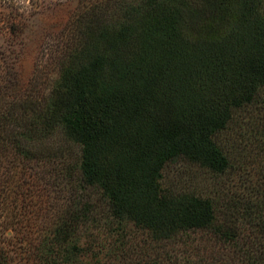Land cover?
<instances>
[{
    "label": "trees",
    "instance_id": "trees-1",
    "mask_svg": "<svg viewBox=\"0 0 264 264\" xmlns=\"http://www.w3.org/2000/svg\"><path fill=\"white\" fill-rule=\"evenodd\" d=\"M56 40L47 92L0 56V264H132L129 224L156 242L213 226L162 170L228 167L216 136L264 101V0H78Z\"/></svg>",
    "mask_w": 264,
    "mask_h": 264
},
{
    "label": "rangeland",
    "instance_id": "rangeland-1",
    "mask_svg": "<svg viewBox=\"0 0 264 264\" xmlns=\"http://www.w3.org/2000/svg\"><path fill=\"white\" fill-rule=\"evenodd\" d=\"M77 2L0 0V56L6 60L7 69L13 66L21 84L35 77L37 87L47 92L57 76L49 55ZM7 20L19 23L17 35L9 33ZM216 141L228 158L224 171L213 172L177 158L166 163L161 178L165 194L187 193L210 199L216 213L213 226L189 230L172 241L156 242L147 231L129 224L125 239L135 248L128 253L129 262L264 264V101L237 112ZM52 142L70 147L67 158L71 162L78 159V146L69 145L61 134H56ZM84 241H78L81 247ZM92 263L89 256L81 257L80 264Z\"/></svg>",
    "mask_w": 264,
    "mask_h": 264
}]
</instances>
